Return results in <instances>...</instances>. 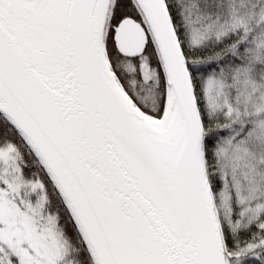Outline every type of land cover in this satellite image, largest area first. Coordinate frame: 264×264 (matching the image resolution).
<instances>
[{
  "label": "snow or ice",
  "instance_id": "obj_1",
  "mask_svg": "<svg viewBox=\"0 0 264 264\" xmlns=\"http://www.w3.org/2000/svg\"><path fill=\"white\" fill-rule=\"evenodd\" d=\"M0 264H264V0H0Z\"/></svg>",
  "mask_w": 264,
  "mask_h": 264
}]
</instances>
